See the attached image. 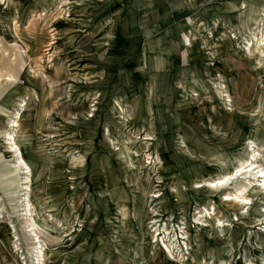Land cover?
<instances>
[{"label": "rangeland", "instance_id": "374dc122", "mask_svg": "<svg viewBox=\"0 0 264 264\" xmlns=\"http://www.w3.org/2000/svg\"><path fill=\"white\" fill-rule=\"evenodd\" d=\"M20 100L44 264L261 263L264 0H0V264H31Z\"/></svg>", "mask_w": 264, "mask_h": 264}, {"label": "bare ground", "instance_id": "6f19581e", "mask_svg": "<svg viewBox=\"0 0 264 264\" xmlns=\"http://www.w3.org/2000/svg\"><path fill=\"white\" fill-rule=\"evenodd\" d=\"M260 42V40H258ZM22 102V103H20ZM25 105L24 100L16 102L14 108H12V111H10V114L8 115V122H7V128L4 133V143L6 145V151L10 152L12 157L14 158V164L13 167L21 170L22 176L20 177L19 182V190L20 194H18L20 197L19 200H16V207L17 212H20L19 215H21V218H23L25 225L23 226L25 229V232L27 234V238L30 240L31 244V264H44V250L48 246V243L50 244L52 241L48 239L47 241L41 239L40 233L37 231V223L34 222V219L32 217L31 212V199H30V183H31V165H29L25 159L23 158L22 151L19 147V145L16 142V128L19 126V119L21 115V108ZM11 110V109H10ZM255 158V155L252 154L251 158L248 160H245L240 163V168H246V167H253V164L251 160ZM239 171V172H238ZM243 170H236V172L232 171L229 176L225 177L224 175L214 178L213 180H204L203 182L207 183V188L213 190V191H219L226 189V185L228 184L230 178L233 175H236L237 173H241ZM244 173H246L244 171ZM250 175H253L255 177L256 183L255 186L258 187L260 191L264 190V170L259 169L256 171H250L248 172ZM210 182V183H209ZM251 185V184H250ZM252 186V185H251ZM243 191H248L247 186H244L243 189L238 190L237 194H225V197L222 199L224 201H232L236 205H247L250 204V198H248L244 194ZM152 196H158V194L152 195ZM249 199V200H248ZM202 216L200 214L199 218ZM219 223V222H217ZM9 230L11 237L13 239V242L18 241V236L16 232V227L12 222H9ZM43 231V229H42ZM44 232V231H43ZM45 233V232H44ZM179 238L182 240V247L180 250H176L177 254L182 258L183 261L184 255L183 254H189V243L191 242V239L186 231L180 232ZM164 250L173 256V248L171 249L170 246H168L166 243L164 245ZM175 262H179L178 260H175ZM248 264H255V263H248ZM260 264H264V258L261 260Z\"/></svg>", "mask_w": 264, "mask_h": 264}, {"label": "crops", "instance_id": "0c3cea01", "mask_svg": "<svg viewBox=\"0 0 264 264\" xmlns=\"http://www.w3.org/2000/svg\"><path fill=\"white\" fill-rule=\"evenodd\" d=\"M29 164H30V163H29ZM10 170H11V169H10ZM2 174H3V173H2ZM15 205H16V204H15ZM9 220H10L11 222H13L11 219H7V220H6V224H7V222H8ZM16 230H17V229H16ZM16 232H17V231H16Z\"/></svg>", "mask_w": 264, "mask_h": 264}]
</instances>
